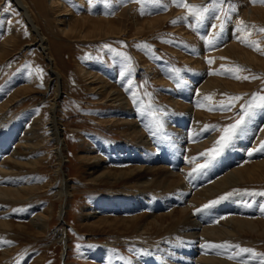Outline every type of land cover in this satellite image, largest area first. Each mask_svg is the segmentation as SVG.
<instances>
[{
  "label": "rangeland",
  "instance_id": "374dc122",
  "mask_svg": "<svg viewBox=\"0 0 264 264\" xmlns=\"http://www.w3.org/2000/svg\"><path fill=\"white\" fill-rule=\"evenodd\" d=\"M23 1L45 35L61 76L57 117L65 145L62 167L65 178L56 175L60 166L49 126L57 82L38 45L23 50L35 38L19 10L11 2L0 0V43L6 39L11 43L3 54L0 52V108L3 106L0 154L4 155H0V165L7 162L8 166H15V173L30 190L26 203L19 208L18 204L13 205L15 211L7 218L10 229L2 234L10 239V256L2 259L0 248V264H136L149 255L154 245L165 242L168 238L165 231H150V239L139 240L138 228L143 218L133 224L128 222L129 226L113 220L114 217H145L149 214L147 210L128 214L108 212L101 215V220L82 219L96 204L110 202L132 189L133 184L126 179L91 177L96 165L105 164L113 173L138 166L130 158H123L128 155L121 153L125 148L139 161H151L155 165L172 161L179 169L188 164L187 169L192 171H199L203 162L210 159L226 163L231 169L245 163L253 168L264 161V31H261L264 3L223 0L212 8L210 0H183L188 5L209 6L208 12L197 14L173 0H158V3L150 0ZM248 10L253 13L250 19ZM12 27L18 31L16 34L10 33ZM68 27V32L63 34V28ZM236 66L244 70L226 71ZM81 71H91L100 79L90 84ZM206 86L210 87L207 91ZM111 90L117 92L115 97L120 95L123 104L109 96ZM128 109L131 114L123 116ZM238 120L242 123L221 149L218 142L227 135L225 129ZM169 121L175 123L165 126ZM181 121L186 123L189 139L193 137L191 126L204 128L208 135L215 136L207 153L194 154L191 161L181 149L175 154L176 146L165 137L164 130H177ZM255 122H258L255 132L258 140L253 144L247 142L249 149L243 152L238 149L242 145L241 137L245 138V129ZM131 126H140L142 135H134ZM21 136L32 137L35 148H22L17 142ZM143 136L149 141L161 139L164 154L159 152V156H153L142 148L139 142ZM105 147L111 148L107 155ZM13 149L21 165L8 160ZM189 149L194 151V142ZM260 169L254 177L226 192V196L236 192L250 197L264 196V166ZM197 178L185 179V184L188 182L186 185L193 189L196 181L204 177ZM63 180L69 181L72 192L64 203L58 197ZM178 186L174 184L173 188ZM61 205L66 206L62 221L59 219ZM30 209L35 210L34 216L47 218L48 229L33 227L21 213ZM104 217H109L108 223ZM249 218L264 221L261 215ZM64 229L66 244L59 242ZM263 238L248 234L238 245L240 257L251 254L243 258L248 264H264ZM93 246L103 249L107 256L101 260L90 256L89 248ZM249 248L251 251H243Z\"/></svg>",
  "mask_w": 264,
  "mask_h": 264
},
{
  "label": "bare ground",
  "instance_id": "6f19581e",
  "mask_svg": "<svg viewBox=\"0 0 264 264\" xmlns=\"http://www.w3.org/2000/svg\"><path fill=\"white\" fill-rule=\"evenodd\" d=\"M4 1L11 2L12 5L15 7V9L19 10L21 17L25 22V25L30 30L31 34H33V38H35V40H33L31 43L24 45L22 47L23 50L38 45V47L41 50V53L44 56V59L48 61L51 66L49 70L50 73L52 74V77H54L53 80L57 82L55 84L57 91L56 98L54 99V103L51 108V120L49 126L53 136L52 140L55 142L54 150L57 156L56 158L59 163L58 166H60V168L56 171V175L62 176L63 179L64 171L62 167L64 163L63 160L65 157L64 155L65 145L62 139L63 130L59 125V121L57 117V108H58L57 101L58 99H60V96L62 94L61 85H60L61 76L57 72L54 59L50 55L49 47L46 44L47 39L45 38V35L42 34L41 29L35 24V21L33 19L29 7L25 5L23 0H4ZM50 5H53V3H51ZM251 14H253L251 11L247 13L249 19L252 18L250 17ZM61 16H65V15H61ZM61 24H63V22ZM14 27L17 28L16 26ZM69 29H70L69 27L63 28L62 33L65 34L66 32H68ZM9 31L12 34L14 33L16 34V32H18L13 27ZM113 37H114V33H113ZM6 41L7 39L5 40V42ZM5 42L0 43L1 54H3L2 52L7 47H10L9 44L11 43L8 44V42L6 43ZM90 72L81 71V74H83L84 77L86 76L88 78L90 84H95L97 80H99L100 78H97L95 75L91 74ZM209 88H210L209 86H206L205 90L207 91L209 90ZM100 89H103V87H101ZM116 93H117L116 91L111 90L109 96L115 97ZM119 97L120 95L118 96L117 94V97L113 99L116 100V102L117 101L121 102V103L117 102L118 104H123L124 101L123 100L121 101ZM2 110H3V106L2 108H0V111ZM130 114L131 111L129 110L124 112L123 116H127ZM174 123L175 121L174 122L169 121L166 123L165 126H171ZM257 123L255 122L249 125L248 128L245 129L246 131L245 138L243 139V137H241L242 145L238 146V149L242 150L243 152H247L250 146L249 144H247V142L253 144L258 140L257 139L258 134L255 133L256 130L258 129ZM179 125L180 128H178L175 131H170L169 130L170 128L169 129L166 128L165 130L164 129L163 130L165 131L166 134L165 137L169 139L172 145L176 146L175 154L178 155V152L181 149L183 152H185L184 157L189 161L194 159L192 157L194 154L201 155L205 153L208 146L216 139L215 136L208 135L204 128L193 127V126L189 128L190 130L193 131V137L192 139H189L186 137L188 130L186 128L185 121L179 122ZM131 129L134 135L136 134L142 135L143 133L140 132L141 131L140 126H131ZM39 130L41 131V128ZM15 131H17V129ZM255 134L257 135L255 136ZM262 136H259V138L261 139ZM31 140L32 137L31 139L29 138L23 139L22 137L18 139L17 142H19L21 147L23 146L22 148H26L27 150H29L35 148L36 146L33 145ZM191 142H194V149H193L194 153L191 152V150L189 149V146H191ZM139 143L141 144L142 148H145L147 152L153 154V156L154 155L159 156V152L163 153V151H165L164 150L165 145L161 139H158V137L154 138L153 141H149L145 139L143 136L141 137ZM110 150H111L110 147H105L104 152L106 153V155L108 154L107 152H110ZM129 150L130 149L128 148L122 150L121 152L122 154L126 152L128 153V155H124L123 158H130L132 161L138 163L137 164L138 166L129 170H122L119 173H115V172L113 173L112 172L113 170L112 171L109 170L108 169L109 167L105 166V164L104 166L96 165L95 167L92 168L91 177L92 175L99 178L108 177V179L110 180H118V181L126 179L128 183L133 184L132 189L128 191V193L121 194L117 199L111 200L110 202L104 201L105 203L96 204L95 208L89 209L88 211L91 212H88L86 215H84L82 219H84L85 221L86 219L101 220V215L104 213L106 214L108 212H113V213L124 212L125 214H128V213H136L137 211L147 210L149 214L145 217L144 216L133 217V218L114 217L113 219L115 222L119 221V222L127 223L126 225L129 226L130 224H128V222L133 224V222L135 223L137 222L138 219L143 218L144 221L139 225L138 228L141 235L137 237L140 238L139 239L140 241H143L144 239H150L151 236L149 234L150 231H155L156 233L165 231V233L168 234V238L164 240L165 242L159 241L160 243L154 245L153 248L150 249L149 255H145L144 259L136 262V264H248L247 263L248 261L247 260L244 261L243 258H245V256H249V255L251 256V254L248 252L249 253V254L247 253L248 255L245 254V256L240 257L241 252L239 251L240 249H238V245H240V243H243L246 235L248 234H255L258 237L264 236V221L262 222L261 220H257L259 217L257 219L249 218V216H253V215L264 216V196L257 194L250 197V195L244 196V194L237 192L231 196H226L227 195L226 192L230 191L234 187H238L240 183L242 184V182L248 180L249 178L254 177L255 173L258 172L259 169L264 166V161H261L258 166H255L253 168H250V166L245 163L242 165L239 164L241 166L239 168L236 167L234 169H231V166L227 165L226 163H223L219 160L210 159V160H205L203 162L204 163L203 167L198 168L200 169L199 171L196 170L192 171L187 169L188 164L186 166H183V168L179 169V165L177 166L176 162H172V161L161 165H155L154 162L151 161L147 162L145 159H144L145 161L142 162L135 159L136 158L135 155L131 156ZM0 155L4 156L3 154ZM17 158L18 155L16 151L13 149V151L10 152V156L8 160L16 165L17 164L21 165V163L17 161ZM6 163L7 162H4L3 164L0 165V234H1L0 248H2L3 250L1 257L2 259H5L10 256V252H9L10 243H5V241L10 242V239H7L2 234L4 232H7L8 229H10V222L8 221L7 218L15 211L12 208L13 205L18 204V208H19L20 204L26 203L27 200L26 197L28 195L27 193L28 191H30L29 188L26 186V183L24 182L23 178L16 174L17 173L16 167L15 166L10 167ZM172 166L175 167L176 170H173ZM21 167H23V165ZM179 174H182L183 177L181 178V175L180 177H178ZM200 175L204 178H202V181L201 180H199V182L196 181L197 183L194 184L195 186L191 184V186H193V189H190L189 185H186L188 182H186L185 184V179H191L195 177L197 178V176L200 177ZM192 181L193 180H191V182ZM68 182L69 181L67 180L66 181L63 180L61 182L62 186L59 189L58 197L59 200L63 201V203L68 198H70V196H72V192L70 186L68 185L69 184ZM174 184H179V186L174 189L173 188ZM127 194H129L128 197L125 196ZM61 206L62 207L60 209V214H59L60 221L63 220V216L65 214V209H66L65 205H61ZM47 212L48 211H46V213ZM21 213L29 218V222L33 225V227L38 228L39 230H45L46 228L48 229L49 224L46 222L47 218H44L41 215L34 216L35 210L30 209L28 211H23ZM103 219L105 220L104 222L108 223L109 217H104ZM65 229L63 230V232H61V235L59 237V242L63 244H66L68 240L66 235L67 231ZM161 235H163V233ZM248 243L250 244V242ZM216 245H219L221 247H214ZM89 255L93 256V258H95L96 260H101L107 256L106 252L103 249L94 248V246L89 248Z\"/></svg>",
  "mask_w": 264,
  "mask_h": 264
},
{
  "label": "snow or ice",
  "instance_id": "6c2138e0",
  "mask_svg": "<svg viewBox=\"0 0 264 264\" xmlns=\"http://www.w3.org/2000/svg\"><path fill=\"white\" fill-rule=\"evenodd\" d=\"M150 2L158 3V0H150ZM222 2H223V0H210V5L212 8H215L217 6V4L222 3ZM253 2H257V0H253ZM259 2L264 3V0H259ZM173 3H176L180 7H186L189 9L190 12H195L197 14L206 13L209 11V6H207V5L203 6V7L188 5L187 3H184L183 0H173ZM4 11H7V8H5ZM261 31H264V29H261ZM211 62L212 61H209V63H211ZM243 70L244 69H241L239 66H236L235 68L227 69L226 71H228L230 73H234V72H239V71H243ZM236 78L237 79H248V77H240V76H236ZM232 99L234 100V99H238V98H232ZM241 123H242V121L238 120L235 124L231 125L227 129H225V132L227 133V135L225 137H223L221 141L218 142V145L220 146L221 149L231 139L232 135L235 134L236 130L239 128ZM262 147H264V146H262ZM213 151L217 152V154H218V151L216 149H213ZM213 203H215V202H213ZM205 207H207V206H205ZM5 243H10V242L5 241ZM214 247H221V246L216 245ZM243 251H251V250L250 249H244Z\"/></svg>",
  "mask_w": 264,
  "mask_h": 264
}]
</instances>
